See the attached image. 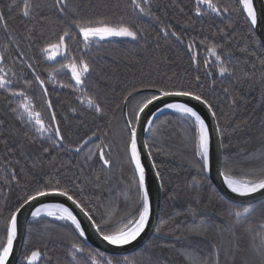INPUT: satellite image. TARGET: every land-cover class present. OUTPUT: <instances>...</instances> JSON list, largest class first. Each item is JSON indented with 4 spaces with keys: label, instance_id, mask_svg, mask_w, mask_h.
Listing matches in <instances>:
<instances>
[{
    "label": "snow or ice",
    "instance_id": "obj_1",
    "mask_svg": "<svg viewBox=\"0 0 264 264\" xmlns=\"http://www.w3.org/2000/svg\"><path fill=\"white\" fill-rule=\"evenodd\" d=\"M192 3L194 15L201 21L205 17L209 19L220 17L229 21L224 28H218V33H222L221 40L225 43L216 42L206 36L201 41L208 55L214 58L211 62L208 59L203 62L205 76H213L211 84L213 86L216 84L214 73H218L221 78H231L235 83L255 81L259 73L260 83L264 86V37H258L256 31L264 26V7H257L255 0H235L231 5H222L220 0H192ZM129 7L133 13L130 18L121 16L119 20H112L107 17L82 14L83 0H52L51 4L42 2V0H13V3L9 5V10L15 9L22 19L40 22L42 26L43 22L49 19L45 9H54L60 30L59 32L53 31L49 37H45L38 52L46 61L59 63L57 58L60 57L67 62L59 63L58 69L49 70L47 81L41 78L33 63L25 65L32 76V79L24 77L25 88L30 89L33 83L38 85L41 110L37 109L36 97L29 95L25 88L17 90L12 87V81L7 78V75H0V90L11 97L9 99L10 111L18 123L26 129L23 140H18L19 129L10 131L6 126V121L0 119V149L3 150V156H0V167L5 172L4 180L0 181V199L4 198L2 193L5 187L9 189L13 186L19 187L23 182L26 190L23 196L18 197V203L14 209L0 220V264H13L15 245L20 238L18 215L30 205L32 206L30 216L33 221L49 217L63 222L72 230L73 236L66 247L69 264H120V261L106 257L102 251L87 248L84 241L89 237L72 208L63 203H43L41 201L42 198L50 196L66 198L89 221L94 233L108 245L120 248L137 241L144 233L152 214V202L146 185V168L143 159L145 154L149 158L152 156L153 144L143 140L141 133H150L153 140L163 134V125H157L155 119L149 118V114L156 119H158L156 113L163 114L167 111L179 114L184 123L190 126L193 133L191 139L196 166L200 173L205 174V179L213 169L212 131L219 134L220 147L222 149L226 147L223 144L225 130L220 126L216 106L208 96L197 90L204 87L199 74L195 75L193 82L188 86L183 84L177 86L175 83L166 84L163 81L158 84L152 79L141 81L139 87L126 91L120 103L116 105L121 112L120 119L123 120V127L120 130V138L123 142L122 153L132 170V177L127 188L129 193L135 190V196L132 197L134 210L117 218L106 205L101 211L100 206L92 201L88 193L89 185L99 188L102 175L111 171L121 154L116 151L115 156L113 155L115 146L114 141L110 139L111 125L117 117L115 113L109 117L107 129L96 124L83 137L77 135L73 140L68 117L58 118L53 102L49 98L46 83H56L60 88H72L74 92L80 93L77 100L81 103L86 102L87 108L95 114V117L103 119L108 115L107 105L103 103L98 92L89 93L87 87V81L93 71V63L88 53L94 45L112 38H129L132 41H139L144 38L146 31L141 23L144 18L162 24L159 31L164 38H174L176 42L185 43L181 33L172 30L171 25L164 24L160 17L153 13L152 0H130ZM180 11L183 12L184 9L181 8ZM232 16L244 18L249 33L246 37L249 44L243 51L250 56L256 51L262 53L257 57L259 68L253 61L250 70L245 68L238 71L240 60L235 57L228 43L231 36L228 29L233 28L230 19ZM0 26L5 32L8 31V20L3 12H0ZM21 38L34 41L36 39L35 28H29L27 34ZM29 46L31 47V44ZM186 48L191 54V61L197 66L196 70L199 71L195 38L186 44ZM20 55L24 54L21 52ZM4 59L5 57L0 55V63H3ZM233 60H236V63H233ZM244 63L248 64L249 61L245 60ZM0 72H3V69H0ZM59 72L68 73L70 82L57 81L56 73ZM222 91L231 100L232 105L237 103V97L231 94L228 87H224ZM168 97H185L205 106L211 117L216 120V127L210 130L206 119L188 103L165 102L163 107H160L157 102ZM133 100L136 101L135 105L129 111H124ZM13 103L15 107H12ZM70 111L75 113L77 109L71 108ZM89 144L92 147H89L87 153L83 155V163L80 164L79 159L77 161L80 175L76 173L68 175L71 171L68 167L70 161L60 162L59 166H56L60 153H70L79 158L84 147ZM53 151L57 155H52ZM45 156L49 157L47 164L52 167L53 171L46 174L47 179L35 181L36 187H29L34 180L32 170H43ZM249 157L238 162L233 159L232 155L222 153V158L216 167L222 186L228 193L234 194L228 198L221 197L224 214L232 228L230 247L225 254L226 264L229 261L230 264H236L238 253H245L241 264H264V202H256L254 195L260 194L264 197V142L254 153H250ZM21 160H24L23 165ZM97 165L99 166L98 171L77 183L81 181L85 167L95 168ZM152 167L156 168L154 161ZM155 175L159 178V171ZM65 181L70 183L75 191L67 187ZM194 183L199 182L194 181ZM34 202H39L38 206ZM195 203L199 206L198 196L195 198ZM190 211L194 213L197 208H191ZM95 214H99V219ZM163 223L161 221V224ZM241 225L243 226L242 231L238 233L237 228ZM27 231L31 233L33 230L29 228ZM155 231L161 233L162 227L158 226ZM186 231L188 236L194 235L211 241L209 229L203 223ZM245 237L247 238V249L241 243ZM181 238L177 236L175 239L179 241ZM163 247L176 249L184 258L183 264H188L187 247L183 250L177 249L175 243L163 245ZM192 255L193 264H221V245L211 243V252L207 257L195 252ZM45 259H49L45 251L40 248L29 249L27 240H25L20 257L15 264H42ZM123 264H136V260L125 256ZM148 264H162V261L159 259L152 261L149 258Z\"/></svg>",
    "mask_w": 264,
    "mask_h": 264
},
{
    "label": "trees",
    "instance_id": "obj_2",
    "mask_svg": "<svg viewBox=\"0 0 264 264\" xmlns=\"http://www.w3.org/2000/svg\"><path fill=\"white\" fill-rule=\"evenodd\" d=\"M42 2L51 4L52 0H42ZM129 2L130 0H83L82 14L107 17L112 20H119L121 16L130 18L133 13ZM234 2L235 0H220L222 5H231ZM12 3L13 0H0V12L4 13L9 25L7 32L0 26V55L5 57L3 63H0V69H3L0 75L6 74L7 78L12 81V87L19 90L25 88L24 77L32 79L30 70L25 67L27 63H33L41 78L47 81L48 71L58 69L59 63L67 61L61 58L57 59L59 63L46 61L38 52L44 38L49 37L53 31L59 32L60 30L55 10L45 9L49 19L45 20L42 26L40 22L22 19L15 9L10 11L9 5ZM181 8L184 9L183 12L180 11ZM152 11L160 17L164 24L171 25L172 30L181 33L185 43L176 42L174 38H164L159 31L163 25L144 18L141 23L146 31L144 38L139 41H132L129 38H112L94 45L88 53L93 63V71L87 81V87L89 93L98 92L103 103L107 105L108 115L103 119H97L95 114L87 108L86 102L81 103L77 100L80 93L74 92L72 88H60L56 83H46L49 98L53 102L58 118L68 117L73 140L77 135L83 137L96 124L107 129V121L115 113L117 119L111 125L110 139L114 141L115 146L113 155L115 156L116 151L121 154L111 171L102 175L101 186L95 188L89 185L88 193L92 201L100 206L101 211L106 205L117 218L134 210L132 197L135 196V190L129 193L127 188L132 177V170L122 153L123 142L120 138V130L123 127V120L120 119L121 112L116 105L120 103L126 91L139 87L141 81L152 79L158 84L163 81L166 84L175 83L177 86L181 84L188 86L193 82L195 75L199 74L204 87L197 90L208 96L216 106L220 126L225 130L223 144L226 147L223 148V153L232 155L233 159L239 162L249 157V154L254 153L264 142V86L260 83L259 73L255 81L244 83H235L231 78H221L218 73H214L216 79L214 86L211 84L213 76H205L204 60L208 59L211 62L214 58L208 55L201 41L206 36L216 42L225 43L221 40L222 33H218V28H224L229 21L220 17L214 19L205 17L201 21L194 15L192 0H152ZM230 19L233 28L228 29L231 33L228 43L235 57L240 60L238 71L245 68L250 70L253 61L259 68L257 57L262 53L256 51L250 56L243 51L249 44L246 39L249 33L244 18L232 16ZM33 27L36 31V39L34 41L22 39L21 37L27 34V30ZM193 38H195L198 52L199 71L196 70L197 66L191 61V54L186 48V44ZM21 52L23 56L20 55ZM245 60L249 63L245 64ZM233 63H236V60H233ZM56 80L70 82L69 74L56 73ZM224 87H228L231 94L237 97L235 105H232L231 100L223 93ZM25 90L29 95L37 98V109L41 110L38 85L33 83L30 89L25 88ZM9 99L11 97L8 93L0 90V119L6 121V126L10 131L19 129L17 139L23 140L26 129L18 123L10 111ZM135 103L136 101L133 100L128 111ZM15 106L13 103L12 107ZM71 108H76L77 111L73 113L70 111ZM155 122L157 125H163V134L153 140L152 135L148 133L147 141L153 144L152 159L163 184L161 214L157 225V227H162V232L155 231L151 239L135 252L125 255H112L104 252L105 256L111 257L114 261H120V264H123L125 256L130 259L135 258L136 264H148L149 258L152 261L159 259L162 264H183L184 258L176 249L163 247V245L175 243L177 249L188 248V264H193V252L207 257L211 252V243H218L221 245V264H226L225 254L232 238L231 223L224 214L221 200L223 196L209 177L205 179V174L200 173L196 166L191 139L192 130L188 124L184 123L183 118L175 113L165 112L159 115ZM89 147L92 145L84 147L79 158L70 153H60L56 166L58 167L60 162L70 161L68 167L71 171L68 175L71 176L73 173L80 175L77 161L79 159V163H83V155L87 153ZM52 155H57V153L53 151ZM0 156H3L2 149H0ZM48 159L49 157H44L45 166L42 171L32 170L34 180L29 187H36L35 181L47 179L46 174L53 171L52 167L47 164ZM21 164H24V160H21ZM98 167V165L95 168L85 167L81 181L77 183L82 182L84 177L93 175L98 171ZM4 177L5 172L0 167V181H3ZM194 181L199 183H194ZM64 183L75 191L70 183L67 181ZM25 191L23 182L19 187L4 188L2 193L4 198L0 199V220L14 209L18 203V197L23 196ZM197 196L200 199L199 206L195 203ZM194 207L197 211L193 213L190 209ZM95 216L99 219V214ZM161 221L164 223L161 224ZM202 223L208 227L211 241L187 235V229ZM217 225L219 227H216ZM29 228L33 231L27 232V247L29 249L40 248L49 257L43 260L42 264H69L66 247L73 233L67 225L52 218L43 217L40 221L31 220ZM242 228V225L239 226L237 232H241ZM177 236L182 238L177 241L175 239ZM84 243L88 249L101 251L90 246L86 241ZM241 243L247 249L246 237ZM244 256L245 253H238L236 264H241Z\"/></svg>",
    "mask_w": 264,
    "mask_h": 264
},
{
    "label": "water",
    "instance_id": "obj_3",
    "mask_svg": "<svg viewBox=\"0 0 264 264\" xmlns=\"http://www.w3.org/2000/svg\"><path fill=\"white\" fill-rule=\"evenodd\" d=\"M255 3L257 7H264V0H255ZM258 37H264V26L259 27L257 30ZM165 102L168 103H179L184 102L188 103L190 106H193L205 119L206 122L209 125L210 130L214 129L216 127V120H214L211 115L209 114L207 108L198 102L194 100H190L185 97H168L164 98V100L157 102L160 107H163V104ZM124 111H128L127 109H124ZM153 112H155V109H153ZM167 112V111H166ZM161 115V113H156V116ZM149 118L156 119V117H153L151 114H149ZM147 132L141 133V137L143 140H147ZM212 143H211V155H212V161H213V169L210 173L207 174L209 179L212 181V183L215 185V187L218 189V191L221 193V195L224 198H228L230 195L234 196V194H230L227 192V190L222 186L220 178L217 175L216 167L218 161L222 158L223 149L220 147V136L215 131H212ZM143 163L146 168V185L150 192L151 196V202H152V214L150 216L149 224L147 225L144 233L141 234V236L137 239V241L133 242L130 245L123 246L120 248H117L115 246L108 245L106 242L102 241L93 231V229L90 226L89 221L83 216L82 213L79 212L78 209H75L74 205H71L70 201H67L64 197L59 196H50L42 198L43 203H63L66 206L72 208L77 214L78 218L81 220L82 227L86 230V235L89 237V239L86 240V242L92 246L95 247L105 253L112 254V255H125L132 252H135L142 248L154 235L155 229L157 228L160 214H161V207H162V200H163V188L161 187V180L160 177L158 178L155 173L157 172L156 168L152 167L153 159L152 156L149 158L147 154H145ZM256 197V202L264 201V197H261L260 194H254ZM36 203V206H38L39 202ZM32 210V206H26L24 210L21 211V213L18 215V221L20 224V238L16 242L15 245V253L13 257V264H15V261L19 259L20 252L24 247V242L27 237V230L29 222L32 220L30 216V211Z\"/></svg>",
    "mask_w": 264,
    "mask_h": 264
},
{
    "label": "rangeland",
    "instance_id": "obj_4",
    "mask_svg": "<svg viewBox=\"0 0 264 264\" xmlns=\"http://www.w3.org/2000/svg\"><path fill=\"white\" fill-rule=\"evenodd\" d=\"M114 39H124V38H114ZM58 58H60V57H58ZM58 58H57V59H58Z\"/></svg>",
    "mask_w": 264,
    "mask_h": 264
}]
</instances>
